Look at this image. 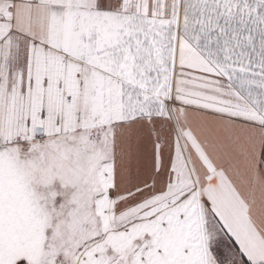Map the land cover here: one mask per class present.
Returning a JSON list of instances; mask_svg holds the SVG:
<instances>
[{"label":"snow or ice","instance_id":"6c2138e0","mask_svg":"<svg viewBox=\"0 0 264 264\" xmlns=\"http://www.w3.org/2000/svg\"><path fill=\"white\" fill-rule=\"evenodd\" d=\"M0 264H264V0H0Z\"/></svg>","mask_w":264,"mask_h":264}]
</instances>
